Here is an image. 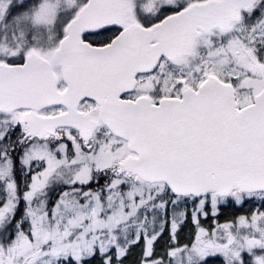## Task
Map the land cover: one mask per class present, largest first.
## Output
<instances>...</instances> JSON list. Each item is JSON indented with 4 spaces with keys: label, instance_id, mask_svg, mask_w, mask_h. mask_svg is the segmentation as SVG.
<instances>
[{
    "label": "snow or ice",
    "instance_id": "obj_1",
    "mask_svg": "<svg viewBox=\"0 0 264 264\" xmlns=\"http://www.w3.org/2000/svg\"><path fill=\"white\" fill-rule=\"evenodd\" d=\"M0 264H264V0H0Z\"/></svg>",
    "mask_w": 264,
    "mask_h": 264
}]
</instances>
